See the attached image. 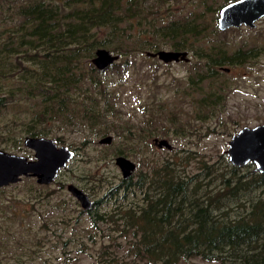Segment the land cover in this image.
<instances>
[{
  "label": "rangeland",
  "instance_id": "rangeland-1",
  "mask_svg": "<svg viewBox=\"0 0 264 264\" xmlns=\"http://www.w3.org/2000/svg\"><path fill=\"white\" fill-rule=\"evenodd\" d=\"M144 1L158 25H191L200 13L204 29L183 48L187 59L108 48L118 57L101 69L85 60L82 82L35 83L19 77L34 49L14 36L37 21L65 30L97 0H0V55L9 60L0 69V148L34 158L24 138L43 135L74 150L48 183L23 175L0 186V264H264V174L225 152L240 127L264 123V15L220 29L214 21L233 0H205L210 10L201 0ZM155 41L149 50L173 49L162 33ZM211 44L239 51V60L198 81ZM203 96L215 102L199 103ZM117 155L134 162L129 176Z\"/></svg>",
  "mask_w": 264,
  "mask_h": 264
},
{
  "label": "trees",
  "instance_id": "trees-1",
  "mask_svg": "<svg viewBox=\"0 0 264 264\" xmlns=\"http://www.w3.org/2000/svg\"><path fill=\"white\" fill-rule=\"evenodd\" d=\"M143 2L145 1L97 0L96 6L90 10L79 12L75 21H72L65 30H57L56 25L47 21H37L31 29L14 36L16 38L14 41L18 42V45H27L29 49H34V55L30 57L34 60L33 66H29L28 71L24 74L22 71L19 77L24 79L25 75L29 73L35 78V83L50 81L77 83L86 75L83 66H81L82 63L85 60L91 62L98 47H107L122 54H128L131 51L146 54L150 48L161 46L155 40L156 36L162 33L170 40L173 39L171 42L173 49H183L189 40H194L204 29L197 19L200 13L194 10V19L191 25L181 24L174 18L167 19L166 24L158 25L152 6L147 3L144 5ZM200 3L210 10V6L205 3V0H201ZM123 7L136 9L130 16L118 17L115 13H121ZM157 14L161 17L165 15ZM126 24L131 26L129 33L126 32ZM214 24L217 25L216 21ZM152 35H156L154 39ZM135 36L137 39L129 44L133 41L132 37ZM5 43L12 45L13 41L9 42L8 40ZM203 48H208V50L203 51L206 58L204 70L198 73V81L214 76L219 67L239 60V51L231 52L219 44H211ZM2 50L5 52L0 55V69L9 61L6 55L8 51ZM190 78V80L193 79L192 76ZM212 93L219 96L214 91ZM213 102H215V98L208 96L199 99L201 104Z\"/></svg>",
  "mask_w": 264,
  "mask_h": 264
},
{
  "label": "water",
  "instance_id": "water-1",
  "mask_svg": "<svg viewBox=\"0 0 264 264\" xmlns=\"http://www.w3.org/2000/svg\"><path fill=\"white\" fill-rule=\"evenodd\" d=\"M264 15V0H233L221 6L217 18L220 29L230 26L245 24L254 26L255 21ZM147 55L158 56L165 62L179 59H187L186 49L147 50ZM118 57L117 53L105 47H98L92 57V62L98 68H104ZM226 70L229 68L224 66ZM111 135L107 134L100 138L101 143H109ZM26 146L34 151V158L26 155L10 152L0 148V186L16 182L23 175L36 176L39 183H48L53 180L58 171L65 167L74 155V150L66 144L58 145L53 138L43 135H27L24 138ZM157 146L169 145L165 138H154ZM230 162L235 165H243L253 162L257 170L264 173V123L252 126L244 125L233 133L227 142L225 150ZM115 162L121 168L123 176L127 177L135 164L124 155H117ZM68 190L89 208L93 201L88 194L73 183L67 185Z\"/></svg>",
  "mask_w": 264,
  "mask_h": 264
}]
</instances>
